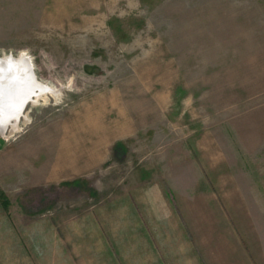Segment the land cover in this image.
<instances>
[{
  "label": "rangeland",
  "instance_id": "1",
  "mask_svg": "<svg viewBox=\"0 0 264 264\" xmlns=\"http://www.w3.org/2000/svg\"><path fill=\"white\" fill-rule=\"evenodd\" d=\"M9 52L1 260L264 264V0H0Z\"/></svg>",
  "mask_w": 264,
  "mask_h": 264
},
{
  "label": "bare ground",
  "instance_id": "2",
  "mask_svg": "<svg viewBox=\"0 0 264 264\" xmlns=\"http://www.w3.org/2000/svg\"><path fill=\"white\" fill-rule=\"evenodd\" d=\"M1 58L4 60L0 63V135L3 132L6 135V133L18 128L17 120L26 102L34 103L38 98H44L43 94L52 92V89L46 83L36 80V76L34 75V77L30 73L26 67L29 58L24 52H18L15 58L9 59L6 56ZM18 68H21L22 74L20 75H16ZM26 82L28 83V91H24ZM8 124L10 127L6 131L5 128Z\"/></svg>",
  "mask_w": 264,
  "mask_h": 264
},
{
  "label": "crops",
  "instance_id": "3",
  "mask_svg": "<svg viewBox=\"0 0 264 264\" xmlns=\"http://www.w3.org/2000/svg\"><path fill=\"white\" fill-rule=\"evenodd\" d=\"M120 170H122V169H120ZM124 180H126V179H124ZM131 199V198H130ZM133 200V199H132ZM243 200L244 199H240V200H238L239 202H240V204L238 205V206H235V207H231V208H233V209H235L236 210V213L235 214H233V218H234V220H235V222L240 218V217H242V218H244V217H247V210H246V207H245V205H244V202H243ZM129 211V210H128ZM230 215H231V213H230ZM233 227V225H231V228ZM31 230H36L35 229V227H33V229H31ZM31 230H29V231H31ZM26 231V230H25ZM26 232H28V231H26ZM48 234H51V233H49V231H46ZM234 232V231H233ZM42 234V233H41ZM234 234V233H233ZM4 237V236H3ZM5 241H7L8 239L6 238V237H4L3 238ZM2 240H0V242H1ZM41 245H45V247L47 248V243H45V244H41ZM45 247H34V249L35 250H37L36 248H45ZM0 248H1V246H0ZM0 264H11V263H8V262H6V261H4V260H1L0 259Z\"/></svg>",
  "mask_w": 264,
  "mask_h": 264
},
{
  "label": "water",
  "instance_id": "4",
  "mask_svg": "<svg viewBox=\"0 0 264 264\" xmlns=\"http://www.w3.org/2000/svg\"><path fill=\"white\" fill-rule=\"evenodd\" d=\"M2 56H6L7 58L9 57V59L15 58V56H14V54L12 52L2 53V54H0V63L3 62L2 60H4V59L1 58ZM27 62H28V64L26 65V67L28 68V70H30V73L34 76V74H33L34 70H33L32 63L30 62V60L29 61L27 60Z\"/></svg>",
  "mask_w": 264,
  "mask_h": 264
},
{
  "label": "trees",
  "instance_id": "5",
  "mask_svg": "<svg viewBox=\"0 0 264 264\" xmlns=\"http://www.w3.org/2000/svg\"><path fill=\"white\" fill-rule=\"evenodd\" d=\"M0 197H1V202L4 203V204H7V203H6V202H7V199H6V197H4V196L2 195V193H0Z\"/></svg>",
  "mask_w": 264,
  "mask_h": 264
}]
</instances>
